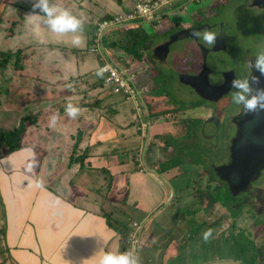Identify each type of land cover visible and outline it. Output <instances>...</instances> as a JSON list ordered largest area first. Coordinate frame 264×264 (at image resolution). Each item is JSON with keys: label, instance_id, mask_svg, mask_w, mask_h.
Returning a JSON list of instances; mask_svg holds the SVG:
<instances>
[{"label": "crops", "instance_id": "0c3cea01", "mask_svg": "<svg viewBox=\"0 0 264 264\" xmlns=\"http://www.w3.org/2000/svg\"><path fill=\"white\" fill-rule=\"evenodd\" d=\"M138 1L57 0L83 20V43L76 47L70 34L57 35L40 17H26L39 11L31 7L34 0H17L12 37L23 55L17 66L25 84L13 74L0 88V126L10 135L6 152L0 148V264H98L103 251H122V233L129 239L134 231L127 249L140 255L141 264L144 229L148 243L152 220L166 206L179 205L182 194L172 183L177 162L166 145L182 134V120L158 93L151 54L168 31L185 28L206 8L201 0H167L150 16L101 27L132 12ZM149 26L158 34L152 43L143 42ZM28 48L30 55L39 50L32 60ZM105 64L122 74L128 92H114L97 76ZM119 94L129 105L115 108ZM68 102L80 109L74 118L64 111ZM124 217L137 230H129ZM192 238L173 237L168 253L160 258L155 245L156 255L145 257L149 264H183L184 253L197 252L179 240Z\"/></svg>", "mask_w": 264, "mask_h": 264}, {"label": "rangeland", "instance_id": "374dc122", "mask_svg": "<svg viewBox=\"0 0 264 264\" xmlns=\"http://www.w3.org/2000/svg\"><path fill=\"white\" fill-rule=\"evenodd\" d=\"M250 1L251 0H230L225 4L218 1L217 5L213 7L210 3H206V10H203V15L212 13L213 17L216 16L219 20H227L231 29L235 30L233 33L235 36V42L238 44L237 52L243 57H236V60L231 57L230 60L227 61V64L236 68L239 77L244 76V68L242 67V64H240V60L246 61V57H254L258 51L264 50V9L247 8V4ZM18 7L19 5L17 4V0H0V62L6 58L4 54L9 52L11 53V59L9 60L7 67L5 68L0 65V88H2V86L4 88L6 83L4 81L12 77L13 74L19 81V85L25 84L23 75H19L21 74V71H19V67L17 66L21 63L23 55L22 52H19L20 50H17V47L15 46V37H12L14 34L12 30L16 25L14 24L13 15L10 14H12L14 10L18 11ZM195 15H197L198 18L201 17L200 14ZM206 20L207 19H203L201 21L204 22ZM21 26L22 23H20V27ZM148 28L147 31L149 34L147 33V35L143 36V42H152V37L158 35L155 34L156 32L154 28L150 26ZM174 29H176V27H174ZM17 31L22 34V27ZM109 34L112 35V38L116 36L114 33L110 32H108L107 36ZM31 51L33 50L28 48L26 53L28 59L30 58L32 60L31 56H37V52L39 50L36 49L35 52L30 55ZM175 57H179V61L186 62V60L184 61L185 57L180 55V53H176ZM151 59L155 64L156 72L158 74L156 79L158 83L161 84V87L159 85L157 86L158 93L160 95H164L166 100L169 102V111L179 117L183 114L184 117L188 119L189 132L184 141V144L187 146V151L185 150V152H183L179 146V142L174 140L169 142V147L174 152L172 158H174L175 163L177 162V165L180 168V165H184L188 162L189 165L187 164V166L183 168L185 170L184 172L188 173H182L183 171L180 169V172H178L179 175L172 178L175 191H179L180 188V192H178V194H182L178 195L179 197L177 196L179 205L177 207H174L173 205L166 206L162 212L152 220L153 225L151 234H154L155 238L152 237L148 243L145 242V234L148 229H144L142 238L144 246L141 252V264H149L145 256L156 255L157 250H154L152 246L156 245L157 247L158 245L160 248L158 254L159 256L163 255L166 252L168 253V249L170 250L174 246L175 239L173 240V237H180L185 233L188 234L189 238L193 237V242L190 243L187 240L181 239L179 240L180 243L192 245L190 246L191 252L193 253V251H196L197 254L190 256L188 250L187 253L183 254L181 259L183 264H201L223 259L241 260L245 264H264V240H261L263 238L260 237L261 231L263 230L261 227L258 228L254 225L255 222H257L255 218H253L252 222H247V216H249L248 209H245L243 212H238V210L233 209V216L234 214H237L234 218L223 206L218 205L217 203L212 204L210 203V200L206 199L204 200V204L206 201V204L210 205V212H212V214H207V210H203L205 213L202 211L199 212L200 208L198 206L200 204L196 198L197 191H195V189L200 181L199 178L196 177V174H200L201 172L199 164L206 165L207 163H219V161L226 159L228 156V152L230 150V140L228 138L230 130L229 126H227L226 118H228L230 114L234 113L237 105L231 103L230 98L224 102L222 108L217 112L218 116L221 118V125L218 127L215 124V129L212 130V132H214V138L207 139L204 134L211 130L210 127L206 126V122L203 120V117L206 114L207 106L201 107L203 102L199 99V97L192 93L191 90L187 89L183 84L178 83L176 79L177 75L175 73V67L173 65H161L162 63H158L153 54H151ZM17 75L19 76L17 77ZM10 82L11 81H8V84ZM117 96L115 108L116 106L120 108L125 105H129L128 100L125 99L126 97H123L122 94ZM20 99H22L21 96ZM123 111L126 114L128 109ZM224 112L225 116L223 118L222 116ZM124 119L131 123L133 117L127 114ZM204 128H206V133ZM6 131H9V129H6L5 125H3V127L0 126V148L3 150V153H5L6 149H8V145L6 143L10 138L9 133ZM125 136L127 138L133 136V130H127ZM3 138H5L6 141H3ZM167 149L170 151L169 148ZM195 163L196 165H193ZM199 177L201 182H203V187L206 189L208 186L206 177ZM202 192L203 193L199 192L201 196H205V191ZM216 199L221 201L220 198ZM114 217H116V214H113L112 219H114ZM124 219L125 220L123 221H126V225L129 227V230H137L138 227L131 224L132 221L130 218L124 217ZM218 219H220L219 222H217ZM213 224L214 228L209 227V225L211 226ZM206 229H212V234L205 240L203 238V233ZM251 230V234L248 233ZM241 233H244L243 237L241 236ZM136 235H138V231ZM244 237H247L249 240H253L254 245L252 244V247L250 246L251 248H248V240ZM146 244L148 247L151 246V249H146ZM255 253L258 258L256 256L255 258L253 257Z\"/></svg>", "mask_w": 264, "mask_h": 264}, {"label": "flooded vegetation", "instance_id": "af4514ba", "mask_svg": "<svg viewBox=\"0 0 264 264\" xmlns=\"http://www.w3.org/2000/svg\"><path fill=\"white\" fill-rule=\"evenodd\" d=\"M218 1L220 3L223 2V4H225L230 0H201L203 6H206V3H210L212 7L217 5ZM252 1L253 0H251L247 4V8L264 9L263 6H253ZM200 15L201 17L199 18L197 15L194 14L191 17V24L185 27L189 32L187 36L192 35V28L197 29V27H200L202 30L207 28L217 34V42L215 43V45H204L200 41L195 40L192 37H190L192 39L186 38L185 40L179 42L178 44L181 46L182 49V52L180 51V55L185 57L184 61L186 60V62H179L180 58L175 57V53H177V43L170 45L169 50L167 52L166 49L156 51L152 50V54L157 59L155 60L158 61V63H162L161 65H173L175 67V73L177 75L176 79L178 83L183 84L195 95L197 94L191 89L190 86L181 82L180 75L187 74L190 76H198L196 78V82H194V85H196L198 91L204 96L201 97L197 95L199 99L203 102L201 104V107L207 106L206 114L203 117V120L206 122V126L211 128L208 133H206V128H204V131L206 133L204 135L207 139H212L214 138V132H212V130L215 129V124L218 127L221 125V118L218 116L217 112L219 109L222 108L224 102L231 96V79L233 78V76L239 77L236 68L231 67L229 64H227V61H229L231 57L236 60V57H240L241 55L237 52L238 44L235 42V36L233 33L235 30L231 29L230 24L227 20H219L216 16L213 17L212 13H207L203 15V17L205 16L204 18L202 17V14ZM203 19L207 20L203 22L201 21ZM182 27L176 28L175 30L171 31L166 30V32L168 31V33L171 34L182 29ZM169 40L170 38L167 37L162 42H168ZM242 57L243 56H241L240 58ZM252 58L253 56H249L246 57V61L240 60V64H242V67L244 68V75H247L248 73L252 72V69L250 68L248 63V61H250ZM252 74H254V72H252ZM207 81L210 85L207 83ZM219 87L221 89H218ZM235 108L236 109L234 113L230 114L228 118H226L227 126H229L230 130L228 137L230 140V150L227 156L228 158L226 157V159L219 161V163H207L206 165L199 164L201 167V172L200 174H196V177L199 178L200 181L197 184V188L195 189V191H197L198 193H203L202 191H205V196H201V194L199 193L200 197L198 201L200 204V208H203L204 211L207 210V214H212V212H210V205L206 204V201L204 204V200L206 199L210 200V203L212 204L217 203L218 205L223 206L226 211H228L234 218L237 216V214H234L233 216V209L238 210V212H243L245 209H248L249 216H247V222H252L253 218L257 220L254 225L258 228L261 227L263 231H261L260 237L263 238L261 240H264V168H262L257 177L250 182L246 190L238 192L232 191L231 188H229L228 184L224 180L220 179L217 175V167L222 166L224 164H228L230 162L231 145L237 134V128L240 122V117H242L240 106L237 105ZM224 116L225 112L223 113L222 117L224 118ZM178 119L182 120V134L178 136L177 139L175 138L174 141H178L181 150L185 152L187 146L184 144V141L189 132L188 119H186L183 114ZM166 146L169 147V144H167ZM187 164L189 165V162L184 165H180L181 168L178 165L175 166L177 172H180L181 169V171H183L182 173H188L184 172L185 170L183 169L185 166H187ZM193 165H196V163ZM199 176H204V178L206 177V181L208 184L206 189L203 187V182H201ZM216 198H220L221 201H218ZM219 221L220 219L217 220V222ZM213 226L214 224L210 227L214 228ZM251 232L252 230L248 233L251 234ZM243 234L241 235L242 237L244 236ZM244 238L248 240V248H251L252 244L254 245L253 240H249L247 239V237ZM255 256L258 258L256 253L253 257L255 258Z\"/></svg>", "mask_w": 264, "mask_h": 264}, {"label": "clouds", "instance_id": "9594fccd", "mask_svg": "<svg viewBox=\"0 0 264 264\" xmlns=\"http://www.w3.org/2000/svg\"><path fill=\"white\" fill-rule=\"evenodd\" d=\"M32 8L39 9L26 17H40V22L47 29L57 35L70 34L69 42L71 45L79 47L83 43V20L80 16L74 14L71 9L62 7L57 0H34ZM36 31V26L33 27ZM192 38L200 41L204 45H215L217 34L207 28L203 30H194ZM252 72L247 75L233 76L230 82L231 103L240 106L243 113H252L264 110V86L253 88L260 78H264V50L258 51L254 57L248 61ZM104 69L97 70V76L103 73ZM64 111L68 117L74 118L80 109L73 103L68 102L64 106ZM55 120V117L52 118ZM212 234V229H206L203 238L206 240ZM98 264H138L136 254L129 249L124 251H103L100 255Z\"/></svg>", "mask_w": 264, "mask_h": 264}, {"label": "water", "instance_id": "95a60500", "mask_svg": "<svg viewBox=\"0 0 264 264\" xmlns=\"http://www.w3.org/2000/svg\"><path fill=\"white\" fill-rule=\"evenodd\" d=\"M253 6L264 7V0H253ZM192 32L195 30H202L200 27L192 28ZM186 28H182L177 32L169 34L170 40L168 42H162L153 49L169 50L170 45L177 43L176 51L181 53V46L179 42L187 39H192V35L187 36L189 33ZM152 43V42H151ZM181 51V52H180ZM176 55V53H175ZM180 62V61H179ZM254 75H259L254 73ZM198 76H190L187 74H181L180 80L182 83L190 86L191 89L201 97H204L199 91L194 82ZM208 83V81H207ZM209 84V83H208ZM210 85V84H209ZM264 86V78H260L257 83L253 84V88ZM218 89H221L220 87ZM240 117V122L237 128V134L231 145V157L228 164L217 167V175L220 179L224 180L232 191H244L248 188V185L254 180L260 173V170L264 168V110L243 113ZM141 244V238L139 240ZM140 255H138V260ZM201 264H245L240 260L223 259L205 262Z\"/></svg>", "mask_w": 264, "mask_h": 264}, {"label": "built area", "instance_id": "2783aa9c", "mask_svg": "<svg viewBox=\"0 0 264 264\" xmlns=\"http://www.w3.org/2000/svg\"><path fill=\"white\" fill-rule=\"evenodd\" d=\"M168 3L167 0H139L134 8V10L127 14H117L113 20H105L100 25L101 27H106L113 23H120L126 20L134 19L135 17H147L157 12L162 6ZM95 50V49H94ZM100 68H103L104 71L100 77L104 78L105 84L112 87L114 92H128L129 85L126 79L122 74L110 64L102 65ZM99 68V69H100ZM136 227H139L138 224H135ZM136 232L131 233L130 238L128 239L131 244L132 239L135 237Z\"/></svg>", "mask_w": 264, "mask_h": 264}, {"label": "trees", "instance_id": "16d2710c", "mask_svg": "<svg viewBox=\"0 0 264 264\" xmlns=\"http://www.w3.org/2000/svg\"><path fill=\"white\" fill-rule=\"evenodd\" d=\"M3 54H4V53H3ZM4 55L6 56V58H5L2 62H0V65L5 67V65H6V64L9 62V60L11 59V53L9 52V53L4 54ZM17 148H19V146H17V147L13 146L12 150L15 151ZM12 150H11V151H12ZM122 234H123V236H124V238H123V243H122V245H123V247H122V251H124V250L127 249V240H128V234H129V232H127V234H125V233H122Z\"/></svg>", "mask_w": 264, "mask_h": 264}]
</instances>
